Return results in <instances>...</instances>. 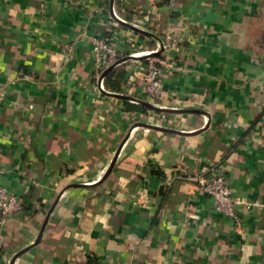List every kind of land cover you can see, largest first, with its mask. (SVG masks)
<instances>
[{"label":"crops","instance_id":"0c3cea01","mask_svg":"<svg viewBox=\"0 0 264 264\" xmlns=\"http://www.w3.org/2000/svg\"><path fill=\"white\" fill-rule=\"evenodd\" d=\"M105 32L121 57L169 44L157 107L207 116L106 94L143 97L145 59L102 93L87 38ZM207 169L257 204L239 224L197 190ZM72 185L14 264H264V0H0V187L22 204L0 224V264Z\"/></svg>","mask_w":264,"mask_h":264},{"label":"built area","instance_id":"2783aa9c","mask_svg":"<svg viewBox=\"0 0 264 264\" xmlns=\"http://www.w3.org/2000/svg\"><path fill=\"white\" fill-rule=\"evenodd\" d=\"M139 20L140 21H137L138 28L144 29L140 26L143 24L142 20ZM121 22L123 21L121 20ZM108 24V26H111V22H108ZM87 42L91 46V51L96 64L94 77L98 79L99 89L105 90L101 80L102 74L125 56L121 57L119 55L115 42L111 36L103 37L102 35H96L87 38ZM168 47L169 44L162 46V54ZM63 48L67 54H70L73 50V43L65 44ZM157 51L158 49L135 52L126 55L145 59L143 73L145 81L144 96L141 98L138 97L137 99L139 101L144 100L149 102L154 106H157L163 97V85L160 79L161 70L163 67L170 66L162 54H159L158 56L151 55ZM141 122H148L156 126L171 128L170 126L157 124L145 119L141 120ZM193 179L196 181L197 190L212 199L216 212L230 218L235 224L240 223L238 214L240 208L249 209L250 207L257 205L235 196L228 186L225 177L217 171L213 172L212 170L209 174L200 172ZM21 206V199L17 195L4 187H0V224L11 214L19 211Z\"/></svg>","mask_w":264,"mask_h":264},{"label":"water","instance_id":"95a60500","mask_svg":"<svg viewBox=\"0 0 264 264\" xmlns=\"http://www.w3.org/2000/svg\"><path fill=\"white\" fill-rule=\"evenodd\" d=\"M132 30L134 31H137L138 33L140 34H143L145 36H149V37H153V35H151L150 33L146 32V31H143V30H139L133 26H129ZM162 51V46L159 45V49L156 53L154 54H151L152 56H158L159 53ZM139 59H144V58H137V57H132V56H126L122 59H120L117 63H115L114 65H112L110 68H108L104 73H103V76L101 77V80L103 77H105L106 74H108L110 71H112L113 69H115L116 67L126 63L128 60H139ZM102 93H106L105 90H101L99 89ZM107 95H110L112 97H115V98H118V99H121V100H126V101H130V102H133L135 104H139V105H142L144 106L145 108L149 109V110H153L155 112H162V113H175V114H201V115H205L207 116V113L202 111V110H198V109H173V108H160V107H157V106H154L153 104L149 103V102H145V101H138V100H135L131 97H128V96H125V95H122V94H118V93H106ZM133 127H143V128H147V129H153V130H156V131H159V132H163V133H173V134H177V133H180L178 130H175L173 128H167V127H162V126H156V125H153L151 123H148V122H137ZM128 135L124 138L123 142L126 141ZM123 142H122V145H123ZM121 145V146H122ZM121 146L115 151V154L113 156V159L108 167V169L106 170L105 174L100 178V180L98 181L99 183H101L102 181H104L107 176L110 174L117 158H118V155H119V152L121 150ZM76 188L78 187L77 185L76 186H66V188L64 190H61L56 198V200L53 202V204L50 206V209L48 210L43 222H42V225L40 227V230L37 234V237H36V240L33 242V244H31L30 246H27L26 248H23L22 250H20L19 252H17L16 254H14V256L12 257V260L10 262V264H14L15 263V260L20 257L21 255H23L25 252H27L29 249H31L34 245L38 244L41 240V237L43 235V232L45 230V227L47 225V222H48V219L54 209V207L56 206L57 204V201L59 199V197L62 195V193L70 188Z\"/></svg>","mask_w":264,"mask_h":264},{"label":"trees","instance_id":"16d2710c","mask_svg":"<svg viewBox=\"0 0 264 264\" xmlns=\"http://www.w3.org/2000/svg\"><path fill=\"white\" fill-rule=\"evenodd\" d=\"M111 33L110 32H105L102 36L103 37H110ZM124 65H120L118 67H116L115 69H113L112 71H110L108 74L105 75V89H107L108 91L111 92H121V84H122V80H123V73L120 71V69H122ZM128 107L132 110L138 111V112H143L145 113L147 111V109L142 106V105H128ZM211 169H207L204 170V172L206 174H208ZM92 261L93 259L90 258ZM96 262H93L92 264H95ZM87 264H90L89 262H87Z\"/></svg>","mask_w":264,"mask_h":264}]
</instances>
